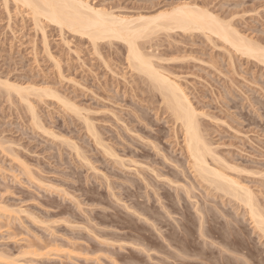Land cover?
I'll list each match as a JSON object with an SVG mask.
<instances>
[{"label": "rangeland", "instance_id": "obj_1", "mask_svg": "<svg viewBox=\"0 0 264 264\" xmlns=\"http://www.w3.org/2000/svg\"><path fill=\"white\" fill-rule=\"evenodd\" d=\"M83 1L127 18L188 2L264 46V0ZM29 12L0 0V80L59 98L27 94L37 127L26 102L0 85V256L17 264H264V236L242 204L188 169L178 124L129 65L125 44L93 46L45 20L35 26ZM165 33L142 48L199 113L213 165L249 188L264 214V64L215 35Z\"/></svg>", "mask_w": 264, "mask_h": 264}, {"label": "bare ground", "instance_id": "obj_2", "mask_svg": "<svg viewBox=\"0 0 264 264\" xmlns=\"http://www.w3.org/2000/svg\"><path fill=\"white\" fill-rule=\"evenodd\" d=\"M7 1L8 0H6V2ZM13 1L17 6L20 5L22 8L24 7L29 10L34 19V23L36 22L37 25L39 23L42 25L43 20H45L58 26L59 29L66 28L74 33L85 35L93 46H96L97 41L101 40L111 41L114 39L122 41L126 46V58L129 65L141 73L149 81L152 88L160 93L159 95L162 98L161 102L165 103L166 109H168L173 116V121L175 124H178L183 143L181 145L182 147H180L185 153V164H187L188 169L191 170L194 177H198L201 181L207 183L215 190L229 195L242 204L254 226L264 236V214L262 210H260L253 193L245 185L243 186L240 184V181L234 179L233 176L231 177L227 175L225 171H222L223 168L221 169L220 166L215 167L216 165H213L218 162V159L215 157L213 148L209 145V142L206 141L204 133L201 132L199 127L200 123H198L199 113L196 112V109L179 82L177 83L168 76V73L165 74L166 72L160 71L157 64L158 67H156L154 62L155 59L154 61L151 59L153 54L145 52L141 43L143 44L145 40H149L150 37L156 36L155 34L160 31L169 33L174 30H181L182 32L191 33L192 31L198 30L208 35V37L209 34L215 35L241 55L255 58L264 64L263 45L244 37L237 32L233 26L223 22L224 20L217 18L216 15L188 2L181 1L169 10L162 9L153 14H138L134 18H127L116 16L104 9L96 8L83 0ZM143 40L144 42L140 43V41ZM1 84L5 86L6 90H12L17 93L19 97L26 102L32 120L37 127L38 122L36 120L34 108L29 103L27 94L31 91L30 94L33 92L37 96L39 94V97L47 95L59 98L56 94L47 90V88L38 89L31 85L20 86L9 83V81L3 82L0 80V85ZM61 102H63V106L67 110L75 113L77 112V115L79 114V110L77 111L74 105L63 100H61ZM87 119L88 118H83L87 131L97 144L104 146L93 125ZM152 146L155 147L156 145L152 144ZM103 148L105 153L107 152V154L112 155L111 150L109 152L106 145ZM155 148H157V146ZM113 156L115 155L113 154ZM209 159L211 163L213 161L215 163L213 162L211 165ZM119 161V164L124 165L122 159ZM155 175L158 176L159 174L155 173ZM0 257V259H4V256ZM8 259L9 258H7V260ZM5 260L6 259L3 261ZM9 260L8 262L11 264H17L18 259L16 260L14 258ZM8 262H6V264H8ZM2 264H5V262H2Z\"/></svg>", "mask_w": 264, "mask_h": 264}]
</instances>
